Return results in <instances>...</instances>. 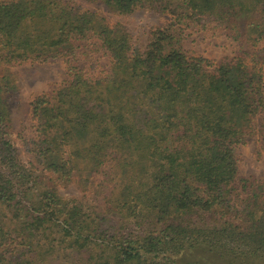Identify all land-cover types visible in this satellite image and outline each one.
I'll return each mask as SVG.
<instances>
[{
  "label": "trees",
  "instance_id": "1",
  "mask_svg": "<svg viewBox=\"0 0 264 264\" xmlns=\"http://www.w3.org/2000/svg\"><path fill=\"white\" fill-rule=\"evenodd\" d=\"M99 1L170 20L139 47L71 0H0V264H264V183L238 170L249 137L264 147V0ZM212 22L261 46L218 61L183 49L180 24ZM98 50L108 70L89 76L77 55ZM52 60L66 78L31 101L22 160L9 68ZM72 182L101 205L61 196Z\"/></svg>",
  "mask_w": 264,
  "mask_h": 264
},
{
  "label": "rangeland",
  "instance_id": "2",
  "mask_svg": "<svg viewBox=\"0 0 264 264\" xmlns=\"http://www.w3.org/2000/svg\"><path fill=\"white\" fill-rule=\"evenodd\" d=\"M79 8L101 12L110 24L123 25L132 35L136 46L143 47L147 32L156 26L163 25L170 20V16L161 11L154 4L136 6L129 14H119L108 10L99 0H71ZM242 29L243 23H237ZM183 28L182 47L189 54L202 56L208 60L218 61L221 58L241 56L243 51L251 53L261 45L253 48L244 37L235 34L233 29L216 25L215 22L204 27L190 26ZM87 41H76L77 51H84ZM90 58L77 55L79 67L89 76H97L108 70L109 57L103 51H93ZM264 77V64H263ZM15 79L17 91L8 97L6 104L9 113V133L22 160L27 159L26 143L32 139L34 128L31 121V101L37 95L50 93L63 79L66 78L65 63L62 60H52L48 63H33L14 65L9 68ZM258 134L249 137L246 144L239 149V173L244 177H251L264 183V147H259ZM101 178L96 175L89 184L93 186ZM59 194L77 202L94 207L101 205L93 199L88 190L82 189L75 182L57 186ZM102 209V207H99Z\"/></svg>",
  "mask_w": 264,
  "mask_h": 264
}]
</instances>
